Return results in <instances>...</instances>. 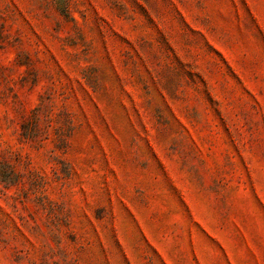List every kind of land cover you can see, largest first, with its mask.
Segmentation results:
<instances>
[{
  "label": "rangeland",
  "instance_id": "1",
  "mask_svg": "<svg viewBox=\"0 0 264 264\" xmlns=\"http://www.w3.org/2000/svg\"><path fill=\"white\" fill-rule=\"evenodd\" d=\"M0 264H264V0H0Z\"/></svg>",
  "mask_w": 264,
  "mask_h": 264
}]
</instances>
